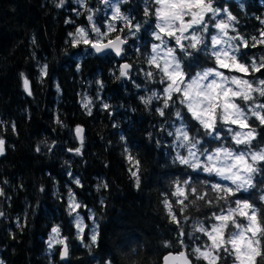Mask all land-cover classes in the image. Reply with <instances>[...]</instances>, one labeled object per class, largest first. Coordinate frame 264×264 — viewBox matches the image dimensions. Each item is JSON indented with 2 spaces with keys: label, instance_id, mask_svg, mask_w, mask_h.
Listing matches in <instances>:
<instances>
[{
  "label": "trees",
  "instance_id": "obj_1",
  "mask_svg": "<svg viewBox=\"0 0 264 264\" xmlns=\"http://www.w3.org/2000/svg\"><path fill=\"white\" fill-rule=\"evenodd\" d=\"M58 2L0 0V138L5 141V152L0 155V188L4 191L0 196V211L4 212L0 217V261L162 264L167 254L186 251L193 264H207L191 254L193 248L211 244L204 233L194 230L198 222L210 230L219 223L215 216L227 214L240 200L259 209L264 223V201L260 199L264 196V160L253 161L258 171L252 173L254 186H246L247 190L237 191L231 180L204 170L205 166L214 167L208 157L217 149H229L249 158L264 150V124L252 115L253 111L264 115L259 107L264 104V96L253 92L250 101L234 98L248 118L246 129H255L250 144H237L234 137L238 126L225 121L221 114L213 129H205L188 111L187 104L181 103L185 100L181 91H173L168 99L164 90L170 85L174 88L172 81L161 66L149 62L159 29L157 0H121L120 7L131 15V24L125 22L115 32L107 31L110 16L104 15L100 0H88L96 27L107 32L105 42L117 36L127 40L121 60L112 53L98 56L84 43L73 46L69 33H75L78 27L91 32L90 11L69 0L57 7ZM212 6L221 13L215 19L205 16L208 31H197L204 43L197 49L186 46L178 50L189 79L204 68L217 69L211 37L217 35L218 21L228 22L225 8L236 17L226 30L231 52L249 66L253 61L259 65L264 57V43L258 42L264 40V0H214ZM68 20L72 23H66ZM236 36L247 39L248 47L236 52L234 49L242 43L232 41ZM172 37L168 35L169 40ZM252 37H257L256 46H252ZM185 50L190 54L186 56ZM121 63L131 65L126 77L119 76ZM44 65L48 66L46 76L40 71ZM226 71L239 73L253 88H264L259 83L264 80V68L254 72L249 67L247 73ZM21 73L28 78L32 95L25 91ZM153 91L157 98L146 106L140 98H147ZM88 100L91 104L85 108ZM157 109L165 114L160 115ZM178 109L180 117L175 115ZM77 126L83 129L82 146ZM177 129L187 131L190 142L178 136ZM77 148L80 154L75 152ZM189 149L198 157L199 168L177 159V153L187 158ZM128 154L140 162L139 188L131 176L130 169L135 170V166L126 158ZM76 178L82 186L74 183ZM104 183L108 188L100 187L98 191ZM213 185L221 186V190L216 191ZM177 186L184 188L187 199L173 195ZM226 188L235 194L225 193ZM70 192L82 205L78 210L86 225L82 240L75 227L76 214H69ZM200 195L205 199L200 200ZM165 199L173 203L176 222L164 205ZM181 200L183 205L178 207ZM184 206L186 210L181 211ZM93 213L94 222L89 219ZM235 219L247 224L244 217L237 215ZM91 225L98 234L95 243L91 241ZM55 226H59L61 237L68 238L66 261L59 259L61 245L52 249L48 246ZM230 231H236L231 224L226 238ZM218 255V264H233L235 257L230 253L221 249ZM257 264H264V257H258Z\"/></svg>",
  "mask_w": 264,
  "mask_h": 264
},
{
  "label": "snow or ice",
  "instance_id": "obj_2",
  "mask_svg": "<svg viewBox=\"0 0 264 264\" xmlns=\"http://www.w3.org/2000/svg\"><path fill=\"white\" fill-rule=\"evenodd\" d=\"M77 3H79L82 7L85 8L86 11H91L87 8L86 0H76ZM105 3H108L109 0H104ZM66 3V0H59V2L56 4L57 7H63ZM157 3H160L162 5V9L158 10L157 15L162 18L166 19L168 17H174L176 20H178L181 25L185 24L182 10L185 8H192L196 7L200 9V13L193 12L192 13V20L195 21L197 17L199 16L201 20V24L204 23V16L206 13L213 12V7L207 2L205 3V0H194V2H185V0H157ZM227 12V20L228 22L220 21L219 23H216L215 27L220 29V31L227 36V29L229 27H232L231 22L236 20V17L231 14V12H228L227 10H224ZM78 15L80 13H77ZM115 18L124 19L129 25L131 24L130 21H128L127 17H121L120 15V9L119 7H115ZM88 20L92 22L93 17L92 15L88 16ZM264 23V21H261ZM66 23H72L71 20L66 21ZM109 28L111 29L112 26L109 25ZM137 30L139 29V25L136 26ZM161 32H167V35L172 36L174 35L173 31L169 30L166 27H160L159 28ZM91 31L95 32L97 36L102 35L100 32V29L98 27H95L93 25ZM262 36H264V31L261 33ZM69 36L73 37V46H78L81 43H84L86 45H90L91 48L95 50V52L100 53L104 49H113L117 55H120L122 52V48L120 47L121 44L125 43V41L121 40L119 36L115 38V40H109L107 43H101L99 40L96 42H93L88 38V32L83 27H78L76 29L75 33H69ZM235 40H238L242 42L241 44L237 45L234 49L236 52L240 51L241 47H248L249 41L245 39L243 36H236L233 37ZM157 40H161L160 35H156ZM191 41H195L198 43V39L195 36H191ZM253 41L252 46H256L257 37L251 38ZM176 44L180 46L181 50H184V45L181 43V36L175 37ZM35 43V40H33ZM259 43H264V40L258 41ZM219 43V41H217ZM196 44H193V47H195ZM155 50V49H154ZM175 54V53H173ZM223 57V58H222ZM225 60H230L231 63H225ZM216 62L218 64H221L223 67H231L239 72L247 73L249 71V67H251V70L254 72L260 71L261 68H264V57H261V63L257 65L255 61L252 62V64L249 66L245 63H242L240 59L234 55L230 54L228 51L221 52L217 58ZM150 63L155 64L157 67H160L159 64H157L156 58H153ZM47 65H44L41 68V74L46 76L47 75ZM131 68V65L124 64L121 69L119 76L120 77H126L128 76V69ZM170 67L167 63H165L163 67V73L167 76V78L173 82V84H178L182 79L184 73L177 69L176 71H170ZM23 79V86L25 91L28 93V95H32V91L30 88V82L28 78L24 75V73L20 74ZM149 76H151V73H148ZM119 78V77H118ZM232 83L235 85L240 86L239 91H234L232 88H225V90L221 93L218 91V88L220 85H212L209 83L207 87L211 90L213 95L209 96L208 93L203 92H196L195 94L198 97H207L210 100H215L216 103H213L210 105L209 108L205 109L202 107V105H196L193 103H189L188 111L192 113V116L198 120L205 129H213L215 125V112L216 109L223 108L224 116L223 119L225 121L230 120L233 124H239L241 128H247V117L244 115L245 111L241 108V106L234 102L232 98L240 97L244 101H250L253 99L251 93L253 92H260L262 96H264V88H253L252 84L248 80L238 79L234 78L232 80ZM260 85L264 86V80H261ZM196 86V82L191 81L186 85V88L184 90V96L189 98L191 100L193 95V89ZM59 87V86H57ZM164 91L168 94V99H171L172 92H180L181 89L179 87L173 88L171 85L165 89ZM219 98V102L218 101ZM222 103V107H220ZM91 104V100H88L86 103H84V107L88 108V105ZM105 108H108L109 105L105 104ZM168 105H166V108ZM160 115H164L163 109L159 111ZM91 114V109L89 108V115ZM252 115L255 116L257 119L260 120L261 124H264V115H261V113L253 111ZM57 123H60L59 118H57ZM13 130H15V125L12 126ZM76 134L80 138L81 146L83 145V129L79 126L76 128ZM178 136H182L183 140L185 142H190V137L187 131H184L183 129H177ZM123 140L124 138L121 137ZM234 139L236 140L237 144H244L248 143L250 144L253 139H255V129H251L250 131L246 133H239L237 132ZM5 141L0 138V155H3L5 152ZM39 147H37L36 151H39ZM71 151V149L69 150ZM127 151V150H126ZM75 152L77 154H80V148L75 149ZM223 152V156L226 159H234L236 161L235 164L230 165L226 168H216V167H207L205 166V171H215L216 173L220 175H225L226 172H230L232 168L237 167V165L241 166L243 171L247 173H254L256 171V168L252 164H248L245 162L244 155L239 154L235 155L231 150L223 151L218 149L217 150V158L219 157V154ZM189 156L195 157V153L189 149ZM129 162L133 163L135 166V170L130 169L131 176L135 178V185L137 188L140 186V177L138 175L139 173V160H135L131 154H128L127 157ZM177 159L180 160L181 163L188 165L189 160L183 156H178ZM209 160H212L213 157L209 156ZM253 161L257 160H264V155L261 154H254L252 156ZM192 168H199L200 163L199 161L192 162L191 163ZM231 180L234 184L237 185V191L239 189H243L244 185L247 184L249 187H251V183L249 180L245 179L244 176L240 175L239 172H232L231 173ZM240 181L239 183H237ZM74 183L78 186L81 185V181L76 178L74 180ZM103 187L105 189L108 188V184L104 183L102 185H99L97 187V190L99 191V188ZM216 191L221 190V186L219 185H213L212 186ZM41 191H43V188H41ZM193 193L196 192V189H191ZM223 191L227 194L234 195L235 192L231 188L223 189ZM4 195V191L2 188H0V196ZM175 196H183L185 199L188 197L185 195L184 188H181L180 186L176 187L175 192L173 193ZM69 214L75 213V227L78 230L77 235L78 238L81 240L83 239V233L85 230L86 225L84 224L83 217L78 213V209L81 208V204L76 201L75 195L73 193H69ZM200 200H204L205 196L200 195ZM193 203L196 202L195 196L192 200ZM101 204H103V201H101ZM236 207L235 208H229L227 214H220L215 216V220L219 221V223H215L211 226V229L209 230L204 226L203 223H197L194 230L198 232L204 233L208 239L211 241L210 245L205 246L204 248L196 247L192 249V255L196 257V259H203L207 261V264H218L221 257L218 255L219 251L223 249L224 252L230 253L232 256L235 257L233 264H257V258L258 257H264V246H262V239H264V223H262V218L259 215L260 210L255 208L253 204L249 203L248 201H235ZM164 205L166 209L168 210V213L172 219L173 222H176L177 216L173 211V203L170 202L168 199H165ZM183 205V200L179 201V204L177 205ZM86 207V206H85ZM181 211L186 210V206L180 208ZM239 215L241 217H244L247 220V224H243L241 222H237L235 217ZM4 216V212L0 211V217ZM95 214L93 213L89 219H92L94 222ZM19 223V221H18ZM232 225L236 231H230L228 233L227 238L225 237V232L229 229V225ZM52 235H50L48 246L49 248H53L56 245L62 246V251L60 253L61 258L64 259L68 257L69 255V248L67 243V237H61V232L59 226H55L51 229ZM97 233L93 231V234L91 235V241L93 243L97 240ZM230 246V247H229ZM166 264L168 262H171V264H191V262L188 259V255L185 252H180L179 255L176 256H168L165 257ZM0 264H3V261H0Z\"/></svg>",
  "mask_w": 264,
  "mask_h": 264
},
{
  "label": "rangeland",
  "instance_id": "obj_3",
  "mask_svg": "<svg viewBox=\"0 0 264 264\" xmlns=\"http://www.w3.org/2000/svg\"><path fill=\"white\" fill-rule=\"evenodd\" d=\"M66 1H67V0H66ZM69 1L72 2L76 7H81V8H82V6H81L79 3H77L76 0H69ZM120 1H121V0H109L108 3H105L104 0H100V2L102 3V5H104V15H105V16H110V18H112V19L109 18V20L107 21V28H108L107 31H108V32H110V31H111V32H115V30L117 31V30H119V29H122L124 23L126 22L124 19H120V18H115V19H114V16H115V7L118 6L119 9H120L121 14H122L123 16L127 17L128 19H129L128 16H131V15L129 14L128 11H127V12H124V11L121 9V7H120ZM185 2H189V3H191V2H194V0H185ZM161 9H162V5L160 4V6H159V10H161ZM189 11H191V12H198V11H199V8H197V10H196L194 7L190 8V9H189V8H185V9L182 10V14L185 13V12H189ZM220 13H221V11L219 12V14H220ZM224 13H227V12L224 11ZM219 14H218V15H219ZM218 15H217V16H218ZM183 18H184V22H185V23H186V18H189L190 21H191V19H192V17H191L190 15H183ZM110 20H112V21L110 22ZM190 21H188V22H190ZM91 23H92V27H93V25L96 27V22H95L94 20H92ZM176 23L179 24V21H177ZM109 25L112 26L111 29L109 28ZM205 25H206V22H205V21H204V23H202L201 25H194V29H193L192 31H190L189 34H188L187 36H184V37L181 36V32L179 31V29H178L177 27H173L172 31H173L174 35H173V37L171 38V40L168 39V35H166V34H167L166 31H165V32H161V31L159 32L160 29H158V30L156 31V33H155V37H156V34L159 33V35L161 36V38H162L163 40H166V41H167V44L165 45V44H163V43L161 42V40H157V41L154 43V45H156V46L158 47V49H162V50L159 52V56H157V53H156V52H153V50H152V57H153V56H157V64H159V65L162 67V69H163V66H164V60H165V57H167V49H168V48H174V49L176 50V51H175V55L177 56L178 59H179V52H180V51H183V50H181L180 46L176 44L175 37H176V36H181V42H182V44L184 45V48H185V47L188 46V44L191 42V39H190V38H191L192 34H193L194 32H197V31H195V30L198 29L199 32H201V31L203 30V28L205 27ZM207 28H209V27H207ZM216 29H217V35H218V36H219V35H222L220 29H218V28H216ZM86 31L88 32V38H89L90 40H92L93 42H94V41H97V40H99L100 42H103V41H105L106 38H107V32L104 31V29H100V32H101V34H102V35H100V36H97V34H96L95 32H93V31H91V32H90V30H86ZM212 31H213V30H212ZM185 37H187V39H186ZM223 38L226 40V36H225V35H223ZM212 48H213V47H212ZM221 49H223L224 51H228L230 54H233V53L231 52V50H230L228 44L221 43V44L215 45V50H216V51H221ZM178 50H180V51H178ZM222 58H223V57H222ZM179 61H180V60H179ZM225 63H229V64H230L231 61H230V60H225ZM169 70L171 71V67H170ZM226 70L237 71V70H235L234 68H231V67H223V66H221V64H218L217 69H215L216 72H220V73L223 74L224 77H228V78H229L228 83L225 85L226 88H232L234 91H239V90H240V86L233 84V83L231 82V79H230V78H231V77H236V78H238V79H243V80H244V78H243L241 75H239V73H227ZM181 71L184 73V71H183V69H182V66H181ZM241 73H242V72H241ZM194 76H195V75H194ZM194 76H193V77H194ZM193 77H191V79H189V78L187 77V75L184 73V75H183V79H182L178 84H173L174 88H175V87H179V88L181 89V93L184 95V90H185V88H186V85H187L188 83L191 82V80H192ZM212 79H217L218 81H220L222 78L213 75V76H210L207 80L203 81V84H204V85H207L208 83L211 82ZM172 83H173V82H172ZM184 97H185V96H184ZM232 99L234 100V98H232ZM185 100H189V98L185 97ZM217 102H219V98H218V101H217ZM234 102H235V101H234ZM235 103H236V102H235ZM187 105H188V104H187ZM219 114H221L222 117L224 116L223 108H219V107H218V108L216 109L215 117H217ZM227 122H231V121L228 120ZM235 125L238 126V130H237V132H239V133H242V134H243V133H246V132L250 131V130H247L246 128H241V127L239 126V124H235ZM181 138L183 139L182 136H181ZM192 152L195 153L194 151H192ZM233 154H234V156H235V155H239V154H237V153H233ZM211 157H213V159L210 160V162H211V163L213 164V166L216 167V168H226V167H228L229 165H233V164L236 163V161H235L234 159H227V160H225V159L223 158V157H224V156H223V152H221V153L219 154V158H217V152L214 153L213 155H211ZM187 158H189V155L187 156ZM196 158H197V156L195 155V157H192L191 159H192V161H197ZM244 158H245V162H246V163H248V164H252V165H253V160H252V158H249V157H247V156H245V155H244ZM232 172H239L240 175H242V176H244L245 173H246L245 171H243V169H242L241 166L237 165V167L232 168L230 172H226L225 175H231ZM231 181H232V180H231ZM238 182H240V181H238ZM78 210H79V209H78ZM78 210H77V211H78ZM78 213H79V212H78ZM79 214H80V213H79ZM80 215L83 217L82 214H80ZM83 219H84V217H83ZM84 224H85V220H84ZM89 230H90V233L93 234L94 226L91 225V227L89 228ZM49 238H50V237H49ZM56 246H58V245H56ZM53 248H54V247H53ZM51 249H52V248H51Z\"/></svg>",
  "mask_w": 264,
  "mask_h": 264
},
{
  "label": "clouds",
  "instance_id": "obj_4",
  "mask_svg": "<svg viewBox=\"0 0 264 264\" xmlns=\"http://www.w3.org/2000/svg\"><path fill=\"white\" fill-rule=\"evenodd\" d=\"M208 3L212 6L213 5V3H214V0H208ZM213 7V6H212ZM240 7H241V9H243V7H244V5H240ZM214 9V11L213 12H211L212 13V18L213 19H215V17L219 14V12H220V9L219 8H213ZM225 10H227V8H225ZM228 11V10H227ZM192 13L193 12H191V11H189V12H185V13H183V15H190L191 17H192ZM196 13H200V9H199V11L198 12H196ZM120 15H121V17L123 18V17H125V16H123L122 14H121V12H120ZM145 15H147V10H145ZM156 15H157V13H156ZM178 20H176L174 17H168V18H166V19H162V18H160L159 20H158V22H157V24H156V27L157 28H160V27H166V28H168L170 31L173 29V27H177L178 29H179V31L181 32V35H183V33L185 32V31H187L190 27H192V26H194V25H201V20H200V18H199V16L197 17V19L195 20V21H193L192 19H191V21L189 22V23H185V24H183V25H181V23L179 22V24H177L176 22H177ZM220 21H218L217 23H219ZM208 31V28H207V25H205V27L203 28V32H207ZM222 33V32H221ZM156 35H159V33H157ZM223 33H222V35H213L212 37H211V41H212V44L215 46V45H218V44H221V43H225V44H227V43H229V41L228 40H225L224 38H223ZM192 36H195V37H197V39H198V43H196L195 41H191L189 44H188V48H190V49H197V47H198V45H201V44H203L204 43V37L202 36V35H200V33L199 32H194L193 34H192ZM186 39H187V37H185ZM232 39V41L234 42V38H231ZM217 41H219V43H217ZM161 42L163 43V44H167V41L166 40H163V39H161ZM196 44V46L195 47H193V44ZM231 46V45H230ZM155 49V50H154ZM152 50H153V52H156L157 53V56H159V52L162 50V49H158V47L156 46V45H153V48H152ZM175 49L174 48H168L167 49V57H165V60H164V65H165V63H167L168 65H169V67H171V70L172 71H176L177 69H180L181 70V62L179 61V59L177 58V56L175 55V54H173V53H175ZM224 50L223 49H221V51H214V52H212V55L213 56H215V58H217V56L221 53V52H223ZM190 53H188L186 50H185V55L187 56V55H189ZM157 56H153V57H151L150 58V60H149V62L153 59V58H156V60H157ZM164 67V66H163ZM162 71H163V69H162ZM213 75H215V76H217V77H221L222 79L220 80V81H218L217 79H212L211 80V84L212 85H220V87L218 88V91L219 92H223L224 90H225V85L228 83V81H229V78L228 77H224L223 76V74L222 73H220V72H216L215 71V69H213V68H211V67H207V68H204L203 70H202V72L201 71H198L196 74H195V76L192 78V80L191 81H194V82H196V86L194 87V89H193V95H192V98H191V100H181V103H186V104H189V103H193V104H196V105H202V107L203 108H205V109H207V108H209L210 107V105L211 104H213V103H216V101L213 99V100H210V99H208L207 97H198L195 93L196 92H203V93H208V95L209 96H211V95H213V93L211 92V90L207 87V85L209 84H207V85H204L203 84V81H205V80H207L210 76H213ZM235 77H231L230 79H231V82H232V80L234 79ZM137 87H139V85H137ZM167 89V88H166ZM165 93L167 94V92L165 91ZM259 94H260V92H259ZM261 95V94H260ZM262 96V95H261ZM155 98H157V93L155 92V91H153L152 93H151V95H149L147 98H144V97H141L140 99L143 101V103L147 106V105H150L151 104V102H152V100L153 99H155ZM173 103H175V102H173ZM166 105H168V100L167 99H165L164 100V107L166 108ZM220 107H222V103H221V105H220ZM259 107L261 108V109H264V104H262V105H259ZM161 109H157V111L159 112ZM257 112V111H256ZM175 115L177 116V117H180L181 116V112H180V110L178 109L176 112H175ZM244 115L246 116V114L244 113ZM196 145L195 144H193L192 145V147L194 148ZM218 150V149H217ZM220 150H223V151H228L229 149H220ZM242 155H244L243 153H241ZM254 154H261V155H264V150H262L261 152H258V153H254ZM253 154V155H254ZM252 155V156H253ZM179 156V153H177V157ZM192 157L191 156H189V158H187L188 160H189V165L191 166V163H192V159H191ZM219 158V157H218ZM225 160H227L225 157H223ZM197 159V161H198V157L196 158ZM179 160V159H178ZM179 162H180V160H179ZM181 163V162H180ZM181 164H183V163H181ZM230 166V165H229ZM256 171H258V169H256ZM255 171V172H256ZM207 172H212V171H207ZM217 175H219V176H221V177H223L224 179H226V180H231V175H220V174H218L217 173ZM244 177H245V179H247V180H249L250 181V183H251V187H253L254 186V184H253V176H252V173H245V175H244ZM249 187L247 184H245L244 185V189L245 190H247V187ZM260 199L262 200V201H264V196H261L260 197ZM166 244H167V242H165Z\"/></svg>",
  "mask_w": 264,
  "mask_h": 264
},
{
  "label": "water",
  "instance_id": "obj_5",
  "mask_svg": "<svg viewBox=\"0 0 264 264\" xmlns=\"http://www.w3.org/2000/svg\"><path fill=\"white\" fill-rule=\"evenodd\" d=\"M190 30H191V27H190L187 31H185V32L183 33L182 36L188 34V33L190 32ZM119 37H120L121 40L125 41V43H123V44L120 45V47L122 48V52H121L120 55H117L116 52H115L113 49H104V50H103L102 52H100V53L95 52V50L93 49L94 52H95L97 55H105V54H107V53H109V52H112V53L117 57V59L120 60V59H121V56H122V53H123V51H124V47L127 45V40L123 39L121 36H119ZM113 40H115V39H113ZM124 64H126V63H123V64L121 65V67H122ZM128 70H129V69H128ZM78 138H79V137H78ZM61 251H62V248H61ZM61 251H60V253H61ZM181 252H185V253H186V251H181ZM179 253H180V252H179ZM179 253H169V254H167L165 257H168V256H176V255H179ZM186 254H187V253H186ZM187 255H188V254H187ZM68 257H69V255H68ZM68 257L62 259V258H61V255L59 256V258H60L61 261H66V260L68 259ZM165 257H164V259H163V263H162V264H166ZM188 259H189V261L191 262V264H193L192 261H191V259L189 258V256H188ZM168 264H171V262H168Z\"/></svg>",
  "mask_w": 264,
  "mask_h": 264
},
{
  "label": "flooded vegetation",
  "instance_id": "obj_6",
  "mask_svg": "<svg viewBox=\"0 0 264 264\" xmlns=\"http://www.w3.org/2000/svg\"><path fill=\"white\" fill-rule=\"evenodd\" d=\"M86 4L88 5V0H86ZM87 8L89 9V6H87ZM188 21H189V18H186V23H189Z\"/></svg>",
  "mask_w": 264,
  "mask_h": 264
}]
</instances>
